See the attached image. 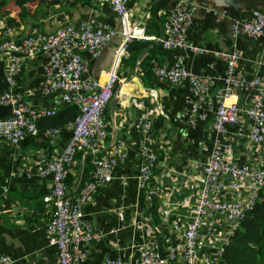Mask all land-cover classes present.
I'll return each mask as SVG.
<instances>
[{
	"label": "built area",
	"instance_id": "obj_1",
	"mask_svg": "<svg viewBox=\"0 0 264 264\" xmlns=\"http://www.w3.org/2000/svg\"><path fill=\"white\" fill-rule=\"evenodd\" d=\"M118 19V29L107 22H99L94 15L76 21L67 20L50 30L32 27L23 34L15 24H0V61L5 65L6 86L0 87V104H9L8 114L0 117V139L13 144L39 132L37 120L53 115L65 103L75 104L78 112L68 122L70 136L56 154L40 156L33 165H23L26 175L37 173L51 180L46 199L49 219L46 223L47 239L57 249L58 264H90L86 262V245L100 237L91 221L83 218L82 205L97 188L116 176L113 168L126 157L124 144L104 148L109 133L106 109L109 100L119 94L118 85L121 59L128 54L133 39L155 38L146 33L145 21L133 22L128 0H101ZM193 0H175L165 10L160 42L163 48L203 52L204 47L191 42L188 30L197 9ZM214 14L228 15L226 9H211ZM231 32H240L252 38H264V8H253L247 18L231 17ZM121 40L114 51L106 78L100 80L88 74L89 59L96 58L115 34ZM89 54V58L83 56ZM226 59L223 87L212 90V77L196 73L182 63V55L171 64L154 62L151 74L158 81L170 84L188 82L193 99L188 100L190 123L212 115L215 135L203 167L201 184L194 203V213L182 227L177 241L170 242L162 252L154 238L142 239L134 246L139 255L135 264H215L223 253L230 236L239 228L247 212L258 200L264 186V71L247 75L238 69V49L219 51ZM42 55V75L35 90L52 100V106L35 104L25 94L13 90L17 76L24 68L26 58ZM119 83V84H118ZM121 90V89H120ZM244 92L238 96L237 92ZM242 92V93H243ZM235 97L230 100L229 97ZM214 98V105L211 99ZM178 116V115H177ZM182 118L183 116H178ZM246 119L245 127L239 123L236 131H228V124ZM140 126L139 155L141 164L135 175L149 202L161 195V188L151 182L159 161L154 140L152 119L143 115ZM60 126H48L42 134L53 138ZM244 137L253 147L254 160L237 161L232 158L238 143ZM91 154L90 175L79 178L69 190L67 176L77 153ZM165 218L166 206L159 208ZM8 254H0V264H12ZM104 264H123L118 257L106 256Z\"/></svg>",
	"mask_w": 264,
	"mask_h": 264
},
{
	"label": "crops",
	"instance_id": "obj_2",
	"mask_svg": "<svg viewBox=\"0 0 264 264\" xmlns=\"http://www.w3.org/2000/svg\"><path fill=\"white\" fill-rule=\"evenodd\" d=\"M157 1L128 0L131 20L139 23L145 21L146 33L155 38L136 39L144 46L138 51L135 64L127 67V71L122 67L119 69L123 80L117 87L119 107L114 112L123 110L118 122H114L109 117V107L106 115L109 133L104 148L111 149L122 142L126 157L113 168L116 177L99 186L82 205L83 218L91 221L100 235L86 245L88 252L85 261L90 264H104L106 256L118 257L123 264H135L139 249L134 245L142 239L154 238L162 252L170 242L177 241L182 227L194 213L203 167L215 135L210 113L207 112L204 119L189 122L191 111L188 100L193 99V94L188 82L170 84L158 81L151 71L149 74L143 72L141 61L151 53V64H171L177 61L178 55H182V63L186 67L212 77L213 91L223 87L226 72V59L218 54L219 51L238 49L240 72L251 75L264 71V38H252L243 32L233 36L230 11L227 10L228 15L224 16L211 10L227 9L231 5L230 0H193L198 8L187 37L194 44L204 47L203 52L166 49L162 46L159 49L165 10L171 0L159 6L155 13ZM251 1L238 0L239 18H247L253 8H264V0H255L253 4ZM26 5L32 11L36 1L27 2ZM17 9V6H11L9 15L13 16ZM40 10L29 15L26 23L19 28L23 34L30 30L31 23H38L42 29L50 30L67 20L76 21L90 14L99 22H107L117 29L119 26L116 15L101 0H54L42 4ZM4 20L5 16H0V24ZM120 40L121 34L117 32L99 56L89 59V75L100 80L106 78ZM83 56L90 57L87 52H83ZM42 60V55L26 58L12 89L27 95L35 104L51 107V98L31 93L41 78ZM4 67L0 61L1 88L6 86ZM242 92H237L240 99L245 94ZM234 98L229 97L230 100ZM211 105H214V98ZM143 115L149 116L152 121L160 120L162 124L154 131L159 161L151 180L159 184L161 195L152 202L137 186L135 178L142 162L138 151L141 133L137 121ZM239 123L245 127L248 125L243 118L238 123L228 124L227 130L236 131ZM60 128L53 138H46L42 134L23 139L18 144L0 139V254L11 256L12 264H58L56 246L49 243L46 230L49 219L46 199L51 180L37 173L26 175L21 167L33 165L40 156L58 153L70 136L68 123ZM237 139L232 158L240 162L253 161V147L244 137ZM90 157V153L83 156L80 152L76 154L69 168V189L75 185L76 178L90 175L92 166L90 161H85ZM154 205L155 213L152 210ZM163 206L169 209L167 218L159 209ZM154 214L158 220H155Z\"/></svg>",
	"mask_w": 264,
	"mask_h": 264
},
{
	"label": "trees",
	"instance_id": "obj_3",
	"mask_svg": "<svg viewBox=\"0 0 264 264\" xmlns=\"http://www.w3.org/2000/svg\"><path fill=\"white\" fill-rule=\"evenodd\" d=\"M36 1L33 10L30 11L27 2ZM54 0H0V16H5V24H15L19 28L26 23L29 15L36 14L41 11L42 4L51 3ZM89 1V0H87ZM11 6H17L15 14L9 15ZM43 12V11H42ZM45 12V11H44ZM42 28L38 23L30 24L32 27ZM134 46V47H133ZM144 46L143 42L133 39L128 44V54L121 59V67L126 71L127 67H133L138 51ZM159 45V49H162ZM150 54L141 61L142 69L145 74H149L151 70ZM109 106L106 109L108 111ZM78 112V107L75 104H62L53 115L41 116L37 120L39 132L37 135H42L43 130L48 126L62 127L71 121ZM153 130L161 127L160 120L152 121ZM36 135V136H37ZM32 136H27L28 139ZM85 161H89L88 158ZM69 173L67 176V184L69 187ZM77 182V178H76ZM70 190V189H69ZM73 190L71 189V192ZM154 213L156 205L152 206ZM155 220H158L156 214ZM215 264H264V186L259 190L258 200L251 210H249L242 221L241 226L236 229L230 236V241L225 245L222 255Z\"/></svg>",
	"mask_w": 264,
	"mask_h": 264
},
{
	"label": "water",
	"instance_id": "obj_4",
	"mask_svg": "<svg viewBox=\"0 0 264 264\" xmlns=\"http://www.w3.org/2000/svg\"><path fill=\"white\" fill-rule=\"evenodd\" d=\"M167 1L170 0H158L157 3L154 6V12L156 13L157 9L159 6H162L164 3H166ZM174 2V0H171L169 3L172 4ZM255 3V0L251 1V4ZM231 5L228 6V8L226 10L230 11V16L231 17H235V18H239V13H238V0H230ZM241 4V3H240ZM250 4V5H251ZM162 30V29H161ZM162 31L159 37H162ZM119 95L115 94L110 100H109V107H110V115L109 117L114 121V122H118L119 118H120V113L122 112L123 109H119L120 112H114L116 109H118L119 107ZM10 105L9 104H0V117L5 116L6 114H8ZM114 112V113H113Z\"/></svg>",
	"mask_w": 264,
	"mask_h": 264
},
{
	"label": "clouds",
	"instance_id": "obj_5",
	"mask_svg": "<svg viewBox=\"0 0 264 264\" xmlns=\"http://www.w3.org/2000/svg\"><path fill=\"white\" fill-rule=\"evenodd\" d=\"M129 49V48H128ZM109 106V105H108ZM106 115H107V112H106ZM238 229V228H237Z\"/></svg>",
	"mask_w": 264,
	"mask_h": 264
},
{
	"label": "rangeland",
	"instance_id": "obj_6",
	"mask_svg": "<svg viewBox=\"0 0 264 264\" xmlns=\"http://www.w3.org/2000/svg\"><path fill=\"white\" fill-rule=\"evenodd\" d=\"M121 68V67H120Z\"/></svg>",
	"mask_w": 264,
	"mask_h": 264
}]
</instances>
